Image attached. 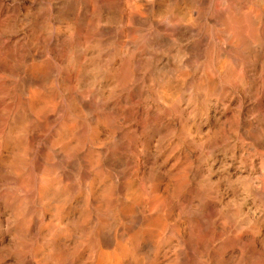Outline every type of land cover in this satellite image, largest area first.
Wrapping results in <instances>:
<instances>
[{
	"label": "bare ground",
	"instance_id": "obj_1",
	"mask_svg": "<svg viewBox=\"0 0 264 264\" xmlns=\"http://www.w3.org/2000/svg\"><path fill=\"white\" fill-rule=\"evenodd\" d=\"M0 234L24 264H264V0H0Z\"/></svg>",
	"mask_w": 264,
	"mask_h": 264
},
{
	"label": "rangeland",
	"instance_id": "obj_2",
	"mask_svg": "<svg viewBox=\"0 0 264 264\" xmlns=\"http://www.w3.org/2000/svg\"><path fill=\"white\" fill-rule=\"evenodd\" d=\"M0 236H1V234H0ZM2 237V236H1ZM13 240V237H6V238H0V243H1V245H0V264H5L6 262V264H13V263H15V264H24V261H25V252H23V250H20L19 249V247L17 246V243H16V239L14 238V240ZM13 243V245H12V243ZM15 241V242H14ZM7 244H6V243ZM4 243H5V245H4ZM10 245H9V244ZM16 243V244H15ZM7 245V246H6ZM9 245V246H8ZM18 247V248H17ZM16 250H15V249ZM1 249H2V251L4 250L5 252H2L1 251ZM7 251V252H6ZM21 251V252H20ZM2 252V253H1ZM16 253L18 254V255H16ZM11 254V255H10ZM14 254V255H13ZM23 254V255H22ZM8 256H9V258H8ZM11 256V257H10ZM15 256H18V257H16L15 258ZM19 256H21V257H19ZM23 257V258H22ZM3 258V259H2ZM12 258H14V260H12ZM15 259H16V261H15ZM3 260H4V262H3ZM12 261V262H11ZM13 261H15V262H13Z\"/></svg>",
	"mask_w": 264,
	"mask_h": 264
}]
</instances>
